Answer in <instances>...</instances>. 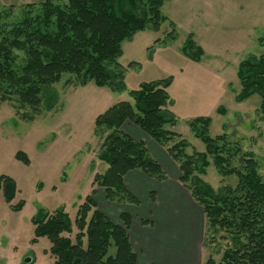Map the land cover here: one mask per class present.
Returning <instances> with one entry per match:
<instances>
[{
  "label": "trees",
  "instance_id": "obj_1",
  "mask_svg": "<svg viewBox=\"0 0 264 264\" xmlns=\"http://www.w3.org/2000/svg\"><path fill=\"white\" fill-rule=\"evenodd\" d=\"M165 1L42 0L17 9L0 8V100H16L21 107L37 110L43 92L65 75L72 76L75 85L91 82L113 92L124 90L126 69L118 62L122 43L140 30L158 31L168 19L161 11ZM183 52L194 60L202 54L191 37ZM237 77L241 88L236 100L257 94L264 110V52L242 60ZM169 85V77L143 82L128 92L127 100L96 116L94 131L101 138L96 158L104 169L93 176L90 194L77 206L73 220L63 209L39 210L32 217L35 237L50 241L51 264L136 263L128 235L130 216L121 212L114 222L96 201L101 191L108 202L137 204L124 183L129 171L157 181L167 177L145 143L123 130L129 123L165 150L176 164L180 184L201 207L202 250L209 251L214 241L224 242L213 249L220 254L218 262L212 252L201 264H264V180L254 154L230 142L225 133L209 136L206 117L189 121L205 150L188 153V142L170 130L175 118ZM18 157L27 160L21 153ZM208 157L222 177L236 179L233 185L214 190L200 179ZM4 179L10 200L14 182Z\"/></svg>",
  "mask_w": 264,
  "mask_h": 264
},
{
  "label": "rangeland",
  "instance_id": "obj_2",
  "mask_svg": "<svg viewBox=\"0 0 264 264\" xmlns=\"http://www.w3.org/2000/svg\"><path fill=\"white\" fill-rule=\"evenodd\" d=\"M40 1L0 0V8ZM161 11L168 19L158 31L140 30L122 43L118 62L126 69L124 90L113 92L91 82L75 85L73 77L65 75L43 92L37 110L21 107L16 100H0V264L52 263L50 241L35 237L32 217L39 210L63 209L74 219L77 206L90 194L93 176L104 169L96 158L101 142L94 131L96 116L127 100L128 92L143 82L170 78V110L175 118L170 130L188 142V153L205 150L190 131L189 121L209 118L208 135L225 133L230 142L251 151L264 180L261 98L254 94L236 100L240 62L264 52V0H166ZM189 37L202 50L199 60L183 52ZM208 160L209 166L199 175L204 183L214 190L235 183L233 176L222 177ZM167 176L172 177L168 172ZM5 177L15 186L10 200ZM145 202L128 204L129 209L141 210ZM187 213L182 210V219L189 222ZM219 242L209 243V251L201 250L202 262ZM211 255L218 262L220 254Z\"/></svg>",
  "mask_w": 264,
  "mask_h": 264
},
{
  "label": "crops",
  "instance_id": "obj_3",
  "mask_svg": "<svg viewBox=\"0 0 264 264\" xmlns=\"http://www.w3.org/2000/svg\"><path fill=\"white\" fill-rule=\"evenodd\" d=\"M123 130L132 138L143 141L166 176L168 172L172 177L157 181L137 170L129 171L124 177L127 189L139 203L142 199L145 202L146 198L150 203L146 200L141 210L129 209L128 204L106 201L102 192L97 191L99 209L114 222L119 221L121 212L130 216L128 235L136 254L135 264H201L203 212L177 181L176 164L163 148L133 124L124 125ZM121 207H124L123 211H120ZM184 209L188 211L189 222L182 219Z\"/></svg>",
  "mask_w": 264,
  "mask_h": 264
},
{
  "label": "water",
  "instance_id": "obj_4",
  "mask_svg": "<svg viewBox=\"0 0 264 264\" xmlns=\"http://www.w3.org/2000/svg\"><path fill=\"white\" fill-rule=\"evenodd\" d=\"M25 262H26V263H29V262H30V259H26Z\"/></svg>",
  "mask_w": 264,
  "mask_h": 264
}]
</instances>
